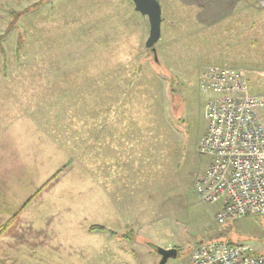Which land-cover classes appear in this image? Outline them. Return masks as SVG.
I'll list each match as a JSON object with an SVG mask.
<instances>
[{"label": "rangeland", "instance_id": "1", "mask_svg": "<svg viewBox=\"0 0 264 264\" xmlns=\"http://www.w3.org/2000/svg\"><path fill=\"white\" fill-rule=\"evenodd\" d=\"M237 5L222 24L162 20L153 53L132 0H0V264H157L152 244L184 264L209 239L264 253V215L219 223L194 187L201 71L233 66L264 92V12Z\"/></svg>", "mask_w": 264, "mask_h": 264}, {"label": "built area", "instance_id": "2", "mask_svg": "<svg viewBox=\"0 0 264 264\" xmlns=\"http://www.w3.org/2000/svg\"><path fill=\"white\" fill-rule=\"evenodd\" d=\"M259 5L264 10V0ZM199 83L210 94L204 110L207 127L200 139V151L210 161L195 180V191L204 202L220 203L219 223L264 215V92L250 93L247 78L233 66H207ZM184 264H264V253L209 239L199 241Z\"/></svg>", "mask_w": 264, "mask_h": 264}, {"label": "crops", "instance_id": "3", "mask_svg": "<svg viewBox=\"0 0 264 264\" xmlns=\"http://www.w3.org/2000/svg\"><path fill=\"white\" fill-rule=\"evenodd\" d=\"M240 1L241 0H191V1L190 0H167L165 2L166 7H165V4L163 7L164 8V13L162 15L163 17L161 16L162 20L164 21V24L166 25V29L165 28L164 29L170 30L169 28L173 27L172 31L179 32V31L184 30V28H183V26H181V24L183 25V23L187 22L184 20V16L186 18L187 14L192 16L193 21H191V23L192 22L195 23V21H199L198 23L203 25V26L213 25L212 23H217V24L221 23L222 24V22H225L224 20L226 18H228L229 16H232L234 11L236 10V7L238 6L237 4ZM244 1H246V0H243V2ZM258 5H259V0H258ZM244 6H245V4L242 3L239 7L241 8V11L243 12V14L246 15L248 18H250V12L247 11ZM259 7H260V5H259ZM263 12H264V10H263ZM176 14L179 15L176 20L179 21L178 25H180L181 27L180 26L176 27V25H174V23H173L175 21H172V18L170 17V15L176 16ZM197 14L200 15V18H198ZM164 15H167V17H164ZM180 16L182 17L181 19H180ZM250 24H254V23L251 22ZM262 24H263V28H264V19H263ZM165 25H164V27H165ZM175 40L177 42L180 41L179 37L175 38ZM129 122H131V121H129ZM128 126H131L133 129V123L127 124V122H126L125 127H128ZM128 132L130 134L129 135L130 141L133 140L134 136L139 135L136 130L130 129ZM122 137L123 136L121 134L119 138H122Z\"/></svg>", "mask_w": 264, "mask_h": 264}, {"label": "water", "instance_id": "4", "mask_svg": "<svg viewBox=\"0 0 264 264\" xmlns=\"http://www.w3.org/2000/svg\"><path fill=\"white\" fill-rule=\"evenodd\" d=\"M134 9L140 14L147 17L148 20V36L145 45L151 48L155 53L154 44L160 38L161 34V6L158 0H132ZM153 249L159 254L157 264H165L168 259L177 256L176 247H162L152 244Z\"/></svg>", "mask_w": 264, "mask_h": 264}, {"label": "trees", "instance_id": "5", "mask_svg": "<svg viewBox=\"0 0 264 264\" xmlns=\"http://www.w3.org/2000/svg\"><path fill=\"white\" fill-rule=\"evenodd\" d=\"M23 11H27V9H26V10H23ZM17 13H19V12L15 11V14H17ZM13 25H14L13 22H10V23H8V24L6 25L3 34L0 36V40H2L5 36H7V35L10 33L11 28L13 27ZM154 45H155V44H154ZM23 47H24V38H23V35H22L21 33H18V37H17V41H16V51L19 53V52L21 51V49H23ZM24 206H25V204H22L21 208H23ZM18 213H19V212L16 211V213L13 215V217L16 216ZM11 218H12V217H11ZM97 228H98V229H101V230L104 229L103 226H101V225H98ZM112 233H113V232H112ZM227 242L232 243V242L229 241V240H228ZM196 244H197V243H195L194 246H195ZM194 246H193V247H194Z\"/></svg>", "mask_w": 264, "mask_h": 264}, {"label": "bare ground", "instance_id": "6", "mask_svg": "<svg viewBox=\"0 0 264 264\" xmlns=\"http://www.w3.org/2000/svg\"><path fill=\"white\" fill-rule=\"evenodd\" d=\"M218 203V202H217ZM219 205H220V203H219Z\"/></svg>", "mask_w": 264, "mask_h": 264}]
</instances>
